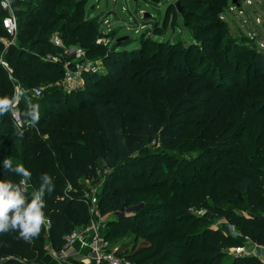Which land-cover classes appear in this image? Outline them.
<instances>
[{"label": "trees", "instance_id": "16d2710c", "mask_svg": "<svg viewBox=\"0 0 264 264\" xmlns=\"http://www.w3.org/2000/svg\"><path fill=\"white\" fill-rule=\"evenodd\" d=\"M12 1L20 6L15 11L18 29L15 41L4 51L8 66H0V95L12 96L19 84L23 109L25 98L38 103L40 118L39 131L25 128L17 135L11 115L4 113L0 118V158H7L8 149L15 145L11 137L19 138L20 159L32 172L29 191L39 185L42 172L52 176L54 188L44 197L49 224L44 222L38 234L24 239L17 235L18 230L0 232V264H39L47 252V240L59 250L68 233L89 221V207L81 194L87 189V180H99V161L109 167L98 191L101 213L112 214L122 205L138 206L132 214L110 215L106 222L108 227L134 231L149 242L135 264H172L168 261L174 258L180 264H223L227 249L239 245L243 237L211 227L212 214L225 216L243 235L264 244V163L258 161L260 156L264 160L263 79L250 92L243 91L245 85L224 88L221 97H213L205 105L206 121L198 128L193 116L200 113L193 88L203 75L187 74L168 81L145 79L150 71L142 79L131 77L133 67H148L146 62L153 58L140 42L123 45L121 35L118 45L103 55V70L85 74L91 81L78 90L65 91L56 83L63 78V64L48 58L61 51L52 37L58 31L66 45L90 43L99 20H79L89 0ZM177 1L184 12L201 9L194 15L200 27H195V36L201 40L202 59L231 75L235 71L230 70V61L241 65L244 48L253 43L257 46L253 73L264 74V46L254 30L253 34L241 30L243 34L235 36L222 16L232 33L233 53L219 49L221 38L209 35V30L220 26L223 0ZM70 8L74 10L69 12ZM4 12L0 6V35L11 38L3 25ZM249 17L264 34V21ZM163 22L168 28V10ZM2 47L0 42V51ZM49 83L40 97L31 95L30 88ZM87 112L92 114L90 125ZM6 118L10 132L2 127ZM245 133L246 141L233 145ZM152 143L160 151L147 152ZM139 163L149 169L132 172ZM4 175L18 179L15 173L5 171ZM68 182L75 190L66 193ZM191 207L216 213L198 215ZM191 253L195 255L184 257ZM228 264L264 262L249 255L232 256Z\"/></svg>", "mask_w": 264, "mask_h": 264}, {"label": "rangeland", "instance_id": "374dc122", "mask_svg": "<svg viewBox=\"0 0 264 264\" xmlns=\"http://www.w3.org/2000/svg\"><path fill=\"white\" fill-rule=\"evenodd\" d=\"M3 1L6 2V6H3ZM220 1L221 0H218V2ZM252 1L253 3H250V0H243L241 4L240 0H223L224 7L220 6L219 11V17L221 20L219 23L220 26L208 31L210 36L221 38L219 49H226L225 51L229 50L233 53L235 47H231V34H236L235 36L242 35L243 33L241 30L245 33L252 32V34L254 30L256 36L260 40L259 42H264V34H261L259 28L252 24L249 17L250 15L255 19L260 13L264 14V0ZM0 6L5 10L4 14H2V18L8 15H14L17 18L15 11L20 6L14 4L12 0H0ZM22 7L25 6L22 5ZM67 10L72 12L74 8ZM167 10L169 19L168 28H166V25L163 22V15H165ZM150 11L153 12V15ZM200 11V8H196L195 10L186 9L184 12L183 8L180 4H177L176 0H89V7L82 12L79 20L82 22L84 17H91V19H98L99 23L90 43H87L85 46L77 44L71 46V51L75 53L72 59L78 61L83 60L85 63L95 64L100 68L99 71H102L104 68L103 55L107 53L110 48H115L120 42L118 37L123 35L120 39L124 40L123 45H127L128 43L130 46L139 45L138 43L140 42L148 49L147 53L152 55L151 58H153L151 62H146V64H149L148 67H133V70L130 71L131 77L138 75L137 78L142 79L143 77L145 78L150 71L151 75L145 79L149 78L151 80L153 78H158L160 80L165 79L168 81L187 74L190 76H193L194 74L203 75L193 88L196 91L193 96L195 103H197L195 105L198 107V112L200 113L193 116V118L196 120L197 125H199L198 128H201L202 125H204L203 121H206L204 114L205 111H207L205 106L207 102L211 101L213 97H221V94H224V88H229L234 85H238L241 88L245 85L244 88L247 87L248 89L243 88V91L250 92L255 83L261 79L264 80V74L258 76L256 73H253L252 64L257 57V46H254L253 43L248 44L249 47L244 48V59L242 60L241 65H238L239 61H230V70L235 71L231 75L219 71L216 64L208 63L205 59H202L201 55L204 50L203 47L200 46L201 40H198L195 36V27L198 26V24L194 15L198 14ZM178 12H182L183 16L181 14L177 15ZM222 16H224L229 23L230 28L233 30L232 33L227 27V22L223 21ZM261 27L264 30V25H261ZM204 30L205 29H201V31ZM54 35L60 36L58 31H55ZM129 36L132 40H128ZM11 40L10 37L0 35V42L4 45V49L2 47V52L0 51V66L3 64L2 61L7 62L4 58V51L9 44H11ZM62 51L61 48V51L54 55H61ZM225 56L224 53L222 58L225 59ZM78 64L82 65L81 62ZM87 73H89V71L82 75L81 82H83V86L91 81L88 79L86 80L85 74ZM56 83L63 86V89H65L62 79ZM79 83L76 85H80ZM48 86H51V83L48 85L40 84L33 86L30 88V93L33 97H39L34 94V88L41 87L44 90L45 87ZM80 87L82 86H76L75 90H78ZM15 89V93L21 94L19 84H16ZM22 102L20 95L17 105L19 106L21 113H24L25 109L22 107ZM69 107H71V105ZM9 115H11V112L6 114V117H9ZM2 116L4 115H0V118ZM86 116L87 124L90 125L92 114L87 112ZM2 127L10 132L7 118ZM247 138V133H245V136L238 138L233 145L239 143L241 145ZM11 139L14 141L15 145L8 149L7 158H11L14 163L22 162L20 159L21 152L19 148V145L22 144L21 140L17 137H11ZM158 151H160V147L156 143H152L147 147V152L149 153ZM261 157L262 156L258 157V161L264 163V160L260 159ZM212 159L215 161L216 157H213ZM203 164L205 163L202 162L201 165ZM136 167L133 168L132 172L149 169L144 163H139ZM107 168L108 165L104 161H99V180L95 182H93V180H87L85 187L90 189L92 186L100 185L105 179ZM192 171L193 168L189 169L188 173H191ZM226 182H228L227 179ZM231 205V203L227 204V206ZM190 209L198 214V210L202 208L191 207ZM203 209L207 210L206 213L215 212L209 211L208 208L203 207ZM243 212L246 213V211ZM218 217L217 220L211 221L210 226L213 228H220L225 234L229 235L230 232H227L226 222L223 221L226 217L219 214ZM228 221L231 224H234L232 221ZM103 233H105L108 247L111 250L116 251L120 257L128 258L133 264L136 263L135 260L144 255V249L149 245V242L146 239L134 231L122 232L114 229L113 226L108 227L105 225L103 227ZM188 255L191 256L195 254H186L184 257ZM231 258L232 256L228 253V255L222 259L223 264H228ZM168 263L180 264L181 262H179V259L174 258L172 260L170 259Z\"/></svg>", "mask_w": 264, "mask_h": 264}, {"label": "built area", "instance_id": "2783aa9c", "mask_svg": "<svg viewBox=\"0 0 264 264\" xmlns=\"http://www.w3.org/2000/svg\"><path fill=\"white\" fill-rule=\"evenodd\" d=\"M250 3L252 1L250 0ZM3 6H6V2H2ZM256 21L261 23L264 21V14L261 13L256 17ZM3 25L7 31V33L11 36L10 43H13L14 37L16 35L18 29L17 18L14 15H8L3 18ZM54 43L62 48L61 55H52L49 54V60L54 62H61L64 66V73L62 78V83L66 90L76 89V86H83L82 75L86 72H97L99 71V67L95 64L85 63L83 60H74L72 59L75 55L72 52V45H66L63 42V39L58 35H53L52 37ZM261 46H264V42L259 43ZM81 62L82 65L78 63ZM5 66H8L7 62L2 61ZM81 82V83H79ZM79 83L80 85H76ZM43 89L41 87L34 88V94L36 96H41L43 94ZM18 103V102H17ZM17 103L14 105L13 111L11 112V118L14 125L17 128L28 129L32 126H28L24 123V117L20 111ZM33 128H38V125ZM109 170V167L106 169ZM98 186H92L87 188L81 194L89 207L90 211V219L86 224L77 226L70 233L66 235V242L61 248V254L67 256L71 249H73L77 244L80 247V252H82L84 264H133L128 258L120 257L118 253L114 250H111L108 247L107 239L103 233V227L106 225L107 219L110 215L115 217H122L124 215H130L136 210L135 206H126L122 205V207L113 212L112 214H103L101 213L98 202ZM75 190L73 184L68 182L65 192H71ZM207 210L199 209L198 214L203 215L206 214ZM211 218L213 220H217L218 215L212 214ZM223 221L226 222L227 232H230L234 237L241 236L243 237V242L239 245L232 246L227 249V252L232 256H257L264 262V244L253 240L248 235H243L242 232L237 228L235 224H231L227 218H224ZM46 225L49 224V219L45 221ZM89 251V255L85 254V250ZM86 255V256H85Z\"/></svg>", "mask_w": 264, "mask_h": 264}, {"label": "clouds", "instance_id": "9594fccd", "mask_svg": "<svg viewBox=\"0 0 264 264\" xmlns=\"http://www.w3.org/2000/svg\"><path fill=\"white\" fill-rule=\"evenodd\" d=\"M20 95L15 92L12 96L0 95V115L12 112ZM25 100L24 123L36 127L40 118L39 104L27 98ZM23 131V128H18L17 135H22ZM5 171L15 173L18 179L5 176ZM31 176V170L24 163L0 158V232L18 230L19 237L30 239L39 233L41 225L46 221L44 197L53 191L52 176L42 172L39 185L29 191Z\"/></svg>", "mask_w": 264, "mask_h": 264}, {"label": "crops", "instance_id": "0c3cea01", "mask_svg": "<svg viewBox=\"0 0 264 264\" xmlns=\"http://www.w3.org/2000/svg\"><path fill=\"white\" fill-rule=\"evenodd\" d=\"M46 247L47 252L39 264H84V259L82 258L84 254L80 252L78 244L70 250L67 256L61 254V249H53L49 240L46 241ZM85 254L89 255L87 249L85 250Z\"/></svg>", "mask_w": 264, "mask_h": 264}, {"label": "water", "instance_id": "95a60500", "mask_svg": "<svg viewBox=\"0 0 264 264\" xmlns=\"http://www.w3.org/2000/svg\"><path fill=\"white\" fill-rule=\"evenodd\" d=\"M177 4L179 5V1H177ZM138 206H135V208H137Z\"/></svg>", "mask_w": 264, "mask_h": 264}]
</instances>
